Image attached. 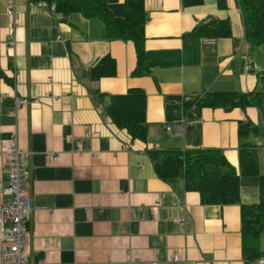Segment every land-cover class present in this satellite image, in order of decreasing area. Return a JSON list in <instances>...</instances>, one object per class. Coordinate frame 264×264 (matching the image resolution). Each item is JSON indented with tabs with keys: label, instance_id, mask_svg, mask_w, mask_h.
I'll return each mask as SVG.
<instances>
[{
	"label": "crops",
	"instance_id": "crops-1",
	"mask_svg": "<svg viewBox=\"0 0 264 264\" xmlns=\"http://www.w3.org/2000/svg\"><path fill=\"white\" fill-rule=\"evenodd\" d=\"M105 1L125 17V0ZM144 9L150 75L135 77L134 42L108 41L98 19L64 17L39 0H0V181L2 143L16 138L30 153L34 211L23 252L31 264H249L242 206L260 202V178L242 175L240 147L257 154L264 176V46L246 41L239 0H144ZM212 20L229 21L231 37L190 36ZM103 59L115 62V76L95 77ZM133 89L146 95L145 142L106 111L111 97ZM227 92H259L263 105L211 106L210 95ZM20 98L28 104L16 106ZM192 98L205 103L198 120L187 119ZM247 121L261 134L240 140ZM167 125H181L182 136ZM173 150L220 151L240 176V204L205 205L181 177L160 178L149 151Z\"/></svg>",
	"mask_w": 264,
	"mask_h": 264
},
{
	"label": "trees",
	"instance_id": "trees-1",
	"mask_svg": "<svg viewBox=\"0 0 264 264\" xmlns=\"http://www.w3.org/2000/svg\"><path fill=\"white\" fill-rule=\"evenodd\" d=\"M51 6L55 4L56 13L69 17L81 14L87 19L101 21L108 41H133L138 55V65L133 75L144 77L150 75L148 57L145 53V25L148 21L144 9V0H125L126 14L123 19L112 15L105 0H39ZM221 7L225 0H219ZM242 10L245 39L251 47L264 46V0H239ZM232 35L229 21L212 20L197 26L191 37L194 38H228ZM96 78L113 77L116 74L115 62L103 59L93 70ZM212 107L230 111L236 108L246 110L248 107H261L262 95L259 92L240 94L236 92L214 93L210 95ZM145 92L130 90L127 95L111 97L106 108L108 117L120 129H126L133 140H147V123L145 120ZM205 103L200 98L186 102L187 119H200ZM250 134H261L259 127L247 121L240 123L238 136L243 139ZM158 176L164 180L181 177L186 189L197 192L205 205L240 204V176L237 170L216 150H173L149 151ZM242 175L260 178V202L252 206H242V247L247 263L254 264L264 260L261 237L264 234V176L258 168L257 154L250 148L240 147Z\"/></svg>",
	"mask_w": 264,
	"mask_h": 264
},
{
	"label": "built area",
	"instance_id": "built-area-1",
	"mask_svg": "<svg viewBox=\"0 0 264 264\" xmlns=\"http://www.w3.org/2000/svg\"><path fill=\"white\" fill-rule=\"evenodd\" d=\"M9 15H14L13 5ZM16 106H25L27 99H15ZM166 133L181 137V125L165 126ZM6 158V177L0 181V264H31L24 255V246L27 244L28 224L32 218L34 206L27 189V163L30 153L22 150L16 138L2 143ZM52 161L55 158L49 154ZM176 263V259H172ZM257 264H264L263 260Z\"/></svg>",
	"mask_w": 264,
	"mask_h": 264
},
{
	"label": "rangeland",
	"instance_id": "rangeland-1",
	"mask_svg": "<svg viewBox=\"0 0 264 264\" xmlns=\"http://www.w3.org/2000/svg\"><path fill=\"white\" fill-rule=\"evenodd\" d=\"M261 47H263V46H261ZM261 47H259V48H261ZM262 55H264V53ZM262 55L257 54V57H261ZM261 242H262V240H261Z\"/></svg>",
	"mask_w": 264,
	"mask_h": 264
}]
</instances>
